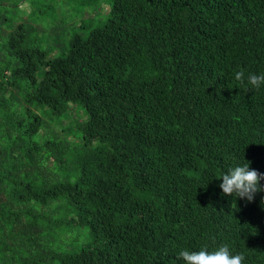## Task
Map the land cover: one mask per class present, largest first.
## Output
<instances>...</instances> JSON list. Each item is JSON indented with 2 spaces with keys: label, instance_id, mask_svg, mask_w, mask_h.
I'll list each match as a JSON object with an SVG mask.
<instances>
[{
  "label": "trees",
  "instance_id": "1",
  "mask_svg": "<svg viewBox=\"0 0 264 264\" xmlns=\"http://www.w3.org/2000/svg\"><path fill=\"white\" fill-rule=\"evenodd\" d=\"M19 2L0 0V264H182L220 245L264 264V192L219 187L237 164L264 173V85L247 83L264 0H112L52 50L40 37L65 14L38 4L53 25L29 27Z\"/></svg>",
  "mask_w": 264,
  "mask_h": 264
},
{
  "label": "clouds",
  "instance_id": "2",
  "mask_svg": "<svg viewBox=\"0 0 264 264\" xmlns=\"http://www.w3.org/2000/svg\"><path fill=\"white\" fill-rule=\"evenodd\" d=\"M235 79L243 82L244 73L235 72ZM247 83L252 89H259L264 85V72L249 74ZM222 181L219 185L223 194H230L235 198L247 199L249 202L254 199L258 192H264V173H259L255 169H250L249 163L237 164L220 175ZM177 259L182 264H244L243 253H234L228 245H220L215 250H208L202 247L198 251L187 249L180 250Z\"/></svg>",
  "mask_w": 264,
  "mask_h": 264
},
{
  "label": "rangeland",
  "instance_id": "3",
  "mask_svg": "<svg viewBox=\"0 0 264 264\" xmlns=\"http://www.w3.org/2000/svg\"><path fill=\"white\" fill-rule=\"evenodd\" d=\"M21 0L18 3V6L13 7L11 9V16L15 18H24L27 19V23L29 27L34 26V23H42V26H46L47 28L53 25L51 16L55 15L52 11L49 10H41V13L36 12V5L41 4L46 8L48 6L52 7L55 6L56 9L60 11V13L65 14V18L63 21V27L60 28V38L57 40L56 38H51L52 40L49 41L45 37H40V40L44 42V46L48 48L54 49L58 41L63 42L65 39H70L75 33L80 32L77 24L79 21L83 24H88L90 19L98 20L99 18H103L104 15L110 10L112 0ZM37 15V16H36ZM34 17L35 20L31 18ZM39 17V18H38ZM48 19V21H46ZM103 21L97 22L96 25H102ZM55 26V25H54ZM33 30H36L33 28ZM46 39V40H45ZM51 49V50H52ZM56 49V48H55ZM56 51V50H55ZM75 119H73L74 121ZM47 121V120H46ZM72 121V120H71ZM51 122V127H55L56 125L52 122L51 119L47 121V128L50 127L49 123ZM68 122V121H67ZM44 129V128H43ZM43 131V130H42ZM70 134L72 137L77 138L78 132L74 129L70 130Z\"/></svg>",
  "mask_w": 264,
  "mask_h": 264
}]
</instances>
